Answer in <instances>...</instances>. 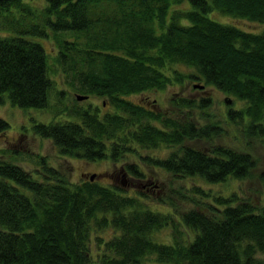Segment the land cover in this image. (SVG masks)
<instances>
[{
	"label": "trees",
	"instance_id": "1",
	"mask_svg": "<svg viewBox=\"0 0 264 264\" xmlns=\"http://www.w3.org/2000/svg\"><path fill=\"white\" fill-rule=\"evenodd\" d=\"M35 7L0 0V27L11 32L0 34V104L46 105L52 85L46 54L28 36H47L48 28L55 61L74 94L100 96L114 109L77 108L75 120H33L32 133L49 138L62 155L87 161L116 164L136 154L171 181L250 175L254 156L246 145L256 139L264 144V0H43L40 18ZM213 10L261 27L215 21L207 16ZM185 78L243 102L227 105L221 119L234 126L232 136L241 133V145L212 143L223 127L209 113L207 95L172 96L169 113L127 99ZM7 125L0 118L1 132ZM194 139L204 145L186 143ZM160 143L176 148L161 159L137 152ZM38 157L31 171L0 158V264H264V171L256 176L262 184L257 202L234 191L213 195L196 183L170 184L151 200L144 191L129 194L115 183H98L90 173L71 181ZM120 163L109 174L144 180L135 160ZM180 201L189 207L180 208ZM162 227L169 229L165 242L154 234Z\"/></svg>",
	"mask_w": 264,
	"mask_h": 264
},
{
	"label": "rangeland",
	"instance_id": "2",
	"mask_svg": "<svg viewBox=\"0 0 264 264\" xmlns=\"http://www.w3.org/2000/svg\"><path fill=\"white\" fill-rule=\"evenodd\" d=\"M27 2H29V4H31L32 6L37 7L34 8L37 9L34 10V12H36L37 17L40 18V14L38 15V4L42 3L43 0H27ZM14 16H16L17 24H20L21 21H19V12L14 13ZM207 16L215 19V21L218 20L221 22L225 21L226 23H235L237 27H240L242 29L245 28L247 30H258L261 27V24L258 25V23L252 20H247L240 17L236 18L235 16L229 15L226 16L225 14L218 11L216 12L215 10L210 12L207 11ZM25 20V22L31 21L29 17L27 19L25 18ZM45 30L47 32V36L38 37L35 34H29L28 37H30L34 41L39 42V44H41L44 48L43 51H45L46 54V72L52 80V85L46 92V105L43 108L28 107L21 109V107L19 106L11 105L8 99H5V101L0 104V118H3L8 123L7 128L2 132L0 131V158H2V160H7L13 162L14 164H19L24 168V170L26 169L31 171L34 170L36 166L38 167V155H41L44 157L45 161L48 164L55 166L56 168L59 167L63 171H65V173L67 174L66 176H68L71 181L78 182V180H80L81 178H86L89 173H94V179L97 180L98 183H115L119 185V187L121 186L122 188H124L125 192H128L129 194H134V192L137 191H144L150 196L147 199L151 198V200L155 198V194H162L163 191H166L170 184L172 186H178L182 184V186L184 187H191V185L196 183L201 185L204 190H207L213 195L222 194L226 196V194L234 191L237 192L240 196L245 197L246 199L248 198L251 201L256 200L257 202V200L259 199L258 197L260 196V191L262 190V184L256 176L259 172L264 171V144L261 143L258 139L251 141L250 143H248V145H246L247 148H249L253 153V162L255 164V167H253L249 176H246L245 179L228 178L225 180V182L220 181L210 183L201 180V178H199L198 176H193L192 178L185 177L183 178V180L176 177L173 181H171L170 175L168 173L161 170L157 166L144 165L142 161L139 162L137 155L132 153L128 154V158H123L119 162H115L116 164L111 163L112 161L110 159L107 160L104 158L98 159V161H87L82 157L76 158V156H65L64 154L62 155L59 152L58 148L53 145L49 138H43V136L41 135L32 133L30 124L33 123V120L42 121V123L59 119L63 121H65V119L75 120V114L73 110L77 108L96 109L97 106H102L99 101L100 98H95L93 100L92 97L86 98L87 96L84 99H77L75 97L74 93H76L77 91H72L71 86L66 81L68 77L64 75L59 63L55 61L57 46L55 40H53V33L48 30V28H46ZM5 32L7 35L8 33H11L9 28L6 29L4 27H0V34H3ZM67 38L70 39L69 36ZM176 70L183 71L186 69L180 65H177ZM192 82H195V80H187V78L178 83L173 81L172 83H168L167 86L159 89L158 91H149L147 94H145L146 97H140L138 94L135 95V93H132L127 96V99H129L133 103L137 104V102H140L141 105L144 104L146 106H149V103L146 104L144 102L145 100L148 102L152 101V99H155L156 107H158L160 111H166L169 113V107H171L170 98L172 96L185 95L188 97L200 98V96L207 95L209 96L211 102L208 111L209 113H212L216 119H218L221 128L223 127V136H220L221 138L214 136L212 138V143L215 142L225 144L229 141H232L238 145H241V133L235 132L234 134L239 139H237L234 135L232 136L231 129H233L234 126L232 127V124H228V122H224L223 120L221 121V119L224 117L223 115H225L227 105L230 104V107L239 105L242 106L243 102H240V100L235 99L232 96L230 97V95H226L223 92H219L218 89H215L212 86H202L200 89H198L197 87L192 86ZM104 102L105 107H101L100 110L109 109L112 105L107 100H104ZM195 115V117H197L199 121L203 120L204 118V115L202 113H199V111H196ZM150 122L158 124V122L153 119H150ZM186 143H190V145H198L201 147L202 145H204V140L194 139L191 142L186 141ZM175 148L176 145L169 146L165 143H160V145L158 144L155 146H150L149 148L143 146H140V148L137 147V152L138 154H149V156L151 155L152 157H158L159 159H161ZM132 160H135V162L139 164L140 170H142V172L144 173V180L139 181L131 174L120 175V173L118 172H114L116 175L115 179H110V176L115 175L109 174V172L114 170L115 167H118L119 169L121 165L120 162L130 163V161ZM31 175L36 177V174L34 172H31ZM195 196L197 195L195 194ZM211 198H208V200H210ZM206 199L207 196L203 198L204 202L206 201ZM148 201L151 204H153L154 202L150 200ZM149 207H151V205ZM154 207L157 208V204L152 206L151 209H153ZM179 207L184 209L186 207H189V203H187L186 201H180ZM164 209H167V207H163V210ZM180 229L183 231V233H186L188 231L186 228L183 229L182 227H180ZM168 233L169 229H163L162 227L154 234L158 240H162L163 242H165L169 239Z\"/></svg>",
	"mask_w": 264,
	"mask_h": 264
},
{
	"label": "flooded vegetation",
	"instance_id": "3",
	"mask_svg": "<svg viewBox=\"0 0 264 264\" xmlns=\"http://www.w3.org/2000/svg\"><path fill=\"white\" fill-rule=\"evenodd\" d=\"M139 96H140V97H141V96H142V97H146L145 94H144V95H139ZM89 97H90V98L92 97L93 100H94L95 98H100L99 101H100V103L102 104V106H100V107L97 106L95 110L97 111V113H102L103 110H100V108L103 107V106L105 107L104 99L101 98L100 96H97V95L94 96L93 94H87V97H86V98H89ZM144 102H145L146 104L149 103V106H146V105L142 104V105L146 106V108H148V107H151V108H152V107H153L156 111H159V108L156 107V105H155V99H152V101H148V102L145 100ZM109 106H110V105H109ZM112 106H113V105L110 106V109L113 108ZM103 109H104V108H103ZM90 110H94V109H91V108H90ZM104 111H105V109H104Z\"/></svg>",
	"mask_w": 264,
	"mask_h": 264
},
{
	"label": "water",
	"instance_id": "4",
	"mask_svg": "<svg viewBox=\"0 0 264 264\" xmlns=\"http://www.w3.org/2000/svg\"><path fill=\"white\" fill-rule=\"evenodd\" d=\"M192 86H198V88H199V87H202V85H200V84L197 85V84H195V83H194ZM86 96H87L86 94H85V95H83V94H75V97H76L77 99H79V98H83V99H84ZM93 175H94V173H90V174H89V178L91 179V178L93 177Z\"/></svg>",
	"mask_w": 264,
	"mask_h": 264
}]
</instances>
